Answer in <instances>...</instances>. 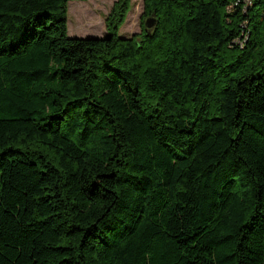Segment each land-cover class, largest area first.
Returning a JSON list of instances; mask_svg holds the SVG:
<instances>
[{"label": "trees", "instance_id": "16d2710c", "mask_svg": "<svg viewBox=\"0 0 264 264\" xmlns=\"http://www.w3.org/2000/svg\"><path fill=\"white\" fill-rule=\"evenodd\" d=\"M68 1L0 0V264H264V0Z\"/></svg>", "mask_w": 264, "mask_h": 264}, {"label": "rangeland", "instance_id": "374dc122", "mask_svg": "<svg viewBox=\"0 0 264 264\" xmlns=\"http://www.w3.org/2000/svg\"><path fill=\"white\" fill-rule=\"evenodd\" d=\"M115 0H70L66 6V34L73 37L101 36L105 33L104 18ZM142 0H130L129 9L118 28L119 36H129L140 31ZM147 18V17H146ZM144 18L142 20L145 28Z\"/></svg>", "mask_w": 264, "mask_h": 264}, {"label": "water", "instance_id": "95a60500", "mask_svg": "<svg viewBox=\"0 0 264 264\" xmlns=\"http://www.w3.org/2000/svg\"><path fill=\"white\" fill-rule=\"evenodd\" d=\"M154 24V18L153 17H147L144 21L145 28H150Z\"/></svg>", "mask_w": 264, "mask_h": 264}, {"label": "built area", "instance_id": "2783aa9c", "mask_svg": "<svg viewBox=\"0 0 264 264\" xmlns=\"http://www.w3.org/2000/svg\"><path fill=\"white\" fill-rule=\"evenodd\" d=\"M243 2H245L246 3V5L249 3V1L248 0H242Z\"/></svg>", "mask_w": 264, "mask_h": 264}]
</instances>
